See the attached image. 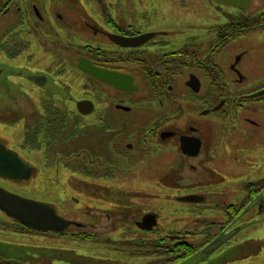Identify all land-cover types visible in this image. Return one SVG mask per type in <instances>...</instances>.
<instances>
[{"label": "rangeland", "instance_id": "obj_1", "mask_svg": "<svg viewBox=\"0 0 264 264\" xmlns=\"http://www.w3.org/2000/svg\"><path fill=\"white\" fill-rule=\"evenodd\" d=\"M16 1H12L7 9L0 11V47L3 50L0 53V69L10 86L9 88L0 81V103L2 98H26V100L36 98V104L38 101H44V111L34 104L36 118L39 116L37 121L42 127H45L49 121L60 122L64 116L62 114L64 108L67 109L66 112L68 109L73 110L71 107L61 105V100L86 95L96 101V98H93L96 96L95 91L91 94L84 90L86 78L76 67L75 58L81 52L75 48L85 43L81 37V30L84 32L85 30L75 21H82L85 17L96 22L101 21L102 5H106L107 12L114 19L118 14L129 15L137 28L169 30L171 34L174 33L172 43L180 46V43H177L180 40L178 32L203 37L204 42L208 40L207 31L210 29L207 16L214 14L219 16L217 12H213L207 0H24L18 3ZM32 4L42 16L41 22L37 18L35 22L32 17L34 11ZM27 9L30 17L26 18ZM217 11L239 15V12L231 6ZM57 14L70 20L73 26L67 28L57 23L55 20ZM244 14L250 18L248 24L257 20L264 22V0H253ZM258 14L263 16L252 18ZM119 20L128 22L123 16H119ZM221 21V18L219 20L216 18L215 23ZM17 51L20 52L19 57L8 58V52ZM213 59L220 66L224 80L226 76H232L230 65L234 62L237 63L236 67L240 73L244 75L245 80L241 84L229 82L230 89L236 88L235 91L246 92L258 89L259 86L264 85V27L249 29L248 32L229 37L222 43L221 50L213 56ZM45 68L52 73L46 74L48 81L45 86L36 87L33 83L31 85L21 80L27 79L28 77L24 76L31 74L30 72ZM18 70L22 71L24 76L21 79L16 76L15 78L18 79L16 81L11 75ZM202 84L201 95L210 90L206 80H203ZM45 88L47 92L44 91ZM140 88L138 98H142L141 96L147 92L146 87L140 86ZM180 92V88L176 87L175 93ZM45 98H51V101ZM46 104L58 105L55 109L47 110ZM32 110L33 108L30 111ZM97 112L92 116L94 120L97 119ZM120 114L121 122L136 116L135 113ZM26 117L24 121V118H21L14 124L15 128L10 127V131L5 129L1 131L3 134H0L7 137L9 146L12 147L16 141L15 138L8 137L11 134L18 135L16 128H24L34 123V116L30 115V112ZM136 117L127 128L144 132L147 114L140 113ZM191 118H193L191 114H179L171 123L182 125ZM199 120L205 122L207 128L210 124L209 142L218 144L215 147L217 159L210 166L215 179L206 184H194L190 178L182 177L183 175L172 179L173 173L178 169L171 162V159L176 158L175 156L154 152L151 161L148 159L147 163L146 161L143 163L137 159L134 162L128 157L130 152H126L124 148L121 150L120 162L115 166V178L108 177L107 182L85 179L83 172L74 169L76 167L74 164L65 163L67 159L73 158L70 155L76 150L75 140L65 135L66 142L57 143L48 151L49 141L43 130L38 135V140L42 143L40 153L26 151L22 154L19 151L20 156L33 169L30 179L15 181L0 178V186L7 192L24 199L51 205L56 209L57 214L64 218L97 223L96 220L78 214L80 212L76 209L83 207V203H90L99 210L108 209L111 214L120 215L121 221L114 224H118L115 232L104 239L101 238L103 241L96 238V241L90 242H74L69 238L70 233L54 238L49 233L32 232L22 235L14 233L11 229L2 228L0 254L10 258L21 256L20 259L24 264H45V262L49 264L47 260H50L49 256L53 251L62 254L88 255L96 261L110 260L114 264H164L161 260L163 244L152 238L157 240L167 236L177 237L179 234L193 245L188 247H194L196 251L193 254L185 252V256H188L186 259L169 264H264V204L263 206L260 204L259 211L256 209L250 211L251 203L248 204V200L256 198L250 194L257 191H251L250 197L247 196V191L250 189L264 192V108L252 107L248 102H243L241 107L231 111L227 120L212 115ZM153 122L169 126L170 120L158 114L150 123ZM229 124H231L230 130ZM61 126L63 128L70 125L66 120ZM140 131L133 135L130 142L136 141L135 137ZM97 132L96 127H92L91 131L88 130L90 134ZM79 144L82 145V142L78 141ZM94 154L95 152L91 153L88 159L94 160L96 157ZM132 155L137 154L133 151ZM89 168L94 171L99 170L97 165ZM73 176L78 181H86L90 187L94 186V189L88 191L77 186ZM176 181L179 182L178 185ZM96 185H104L108 189L94 199L91 194L94 193L96 196V193H99ZM206 193H213L212 197L206 200L197 199ZM74 198L79 204L83 203L76 206ZM100 206H104V209H100L102 208ZM239 208L243 209L239 212ZM146 213H153L157 218L156 228L152 232L138 230L133 225L123 227V223L129 222L127 219L129 216L138 221ZM10 221L11 219L0 213V222ZM123 228L126 230L124 239H128V234L133 235V238L131 241L120 243L116 240L123 239ZM227 231L229 232L225 234ZM232 232H234L232 237L222 246L208 254L203 253L212 243L205 245L208 241L227 236ZM107 238H110V241ZM137 238L148 240L138 245ZM152 243H156L153 248L149 246ZM37 250L46 251L47 254H39ZM39 256L43 258L40 259ZM2 261L4 262L5 259ZM51 262L61 264L57 260Z\"/></svg>", "mask_w": 264, "mask_h": 264}, {"label": "flooded vegetation", "instance_id": "obj_2", "mask_svg": "<svg viewBox=\"0 0 264 264\" xmlns=\"http://www.w3.org/2000/svg\"><path fill=\"white\" fill-rule=\"evenodd\" d=\"M23 1L17 0L16 2ZM207 1L213 12H217L219 15L207 16V22H210V29L207 31L208 40L203 42V37L199 38L192 34L185 35L180 31L178 32L180 40L177 42L180 43V46L172 43L174 42V40H171L174 37V33L171 34L169 30L137 28L129 15L118 14L114 19L107 12L106 5H102L101 21L96 22L86 17L82 21H75L79 22L82 25L80 28H83L87 33L81 30L83 33H81L82 41H85V43L78 44V48H75V50L81 52L75 58L76 67L86 78L84 90H87L91 94L95 91L96 96L93 98H96V101L86 95L75 99L61 100V105L71 107L73 110L68 109L66 112L67 109L64 108V111H62L64 116L60 120L61 123L49 121L46 126L44 125L45 127H42L39 121H37L39 116L36 118V109L34 107L36 105L37 107L40 106V109L42 108L44 111V101H38L36 104V98H30V100H26V98H2L1 101L4 103V106L0 103V124H2L0 125V133L3 129L10 131V127L15 128L14 124L19 122L21 118H24V121L29 112L30 115L34 116L35 120L30 126L16 128L19 132L17 136L15 134L8 136L16 140L12 144V147L9 146L10 143L7 142V137L1 135L3 133L0 134V139L3 140H0V143L8 150L17 151L20 159L26 162L20 154L26 151L40 153L42 143L39 142L38 135L44 130L47 141H49L48 151L51 146L66 142L65 135L69 139L75 140L76 150L70 155L73 158L67 159L65 163L71 162V164H74L76 166L74 169L83 172L85 179L91 178L107 182L108 177L112 178L113 176L115 178V166L120 162L119 157L121 156L122 148H124L126 152H130L128 157L133 159L134 162L138 159L140 162L144 163L146 161L147 163L148 159L151 161V155L154 152L175 156L176 158L171 159V162L178 169L173 173L172 179L183 175L182 177L190 178L194 184L212 182L215 178L210 166L217 159L215 147L218 144L209 142L210 124L207 128V124L201 122L199 119L208 118L212 115L215 118L227 120L231 111H235L236 107H241L243 102H248L252 107L264 108V85L259 86L258 89L251 92L235 91L236 88L230 89L228 83L241 84L245 80L244 75L240 73L236 67L237 63L234 62L230 65L231 74L233 73L232 76L228 75L225 77L227 81L224 80V74L220 72V66L214 61L213 56H216L217 52L222 48V43L228 40L229 37L248 32L249 29L264 27V22L257 20L255 23L248 24L250 18L244 14V10L231 6L239 12V15L228 13L227 11L219 13L217 9L226 8V6L217 4L213 0ZM7 3L8 0H4V4ZM32 9H34L32 17L35 19V22L36 18L41 22L42 16L34 4H32ZM27 11L28 9L25 14L26 18L30 17ZM34 12L36 15H34ZM119 16H123L128 22H121ZM260 16H263V14H258L252 18H260ZM216 18L217 20L221 18L222 21L215 23ZM55 20L63 27L67 26V28H70L73 26L70 20L64 19L61 15H55ZM212 20L214 21L212 22ZM67 49H70V47H67ZM2 51V47H0V53ZM18 53L20 52H8V58H17L19 57ZM80 58L89 60L95 67L101 70L100 79L94 78L79 68L78 59ZM47 69L31 72L36 77L35 82L21 79L22 77L20 76L18 79L24 80L31 85L34 84L36 87L45 86L48 81L46 74L51 73ZM16 76V72L11 75L14 79H16ZM203 80L208 82L210 90L206 94L201 95ZM0 81L3 85H8L2 74L0 75ZM140 86L147 88V92L141 96L142 98H138L141 92ZM176 87H179L181 90L179 94L175 93ZM44 91L47 92V88ZM44 96L46 95L44 94ZM45 99L51 101V98ZM56 106L54 104H46L47 110L50 108L55 109L57 108ZM146 106L148 107L142 110ZM31 108H33L32 111H30ZM96 112L97 119L94 120L92 116ZM120 113H135L136 116L140 113H146L147 125L144 128V132L139 129L131 130L127 128L128 125L134 122V119L137 118L136 116L132 119H126L125 122H121ZM158 114H162L164 118L170 120L169 126H164L160 123L155 124L158 120L152 124L150 123ZM179 114H191L193 118L187 120L182 125L171 123ZM66 120L70 126L61 128V125H64ZM246 120L252 123L249 119ZM252 125L255 126L256 124ZM92 127L98 129L96 134L88 133V130L91 131ZM230 129L231 124H229ZM138 131L140 133L135 137L136 141L130 142L133 135ZM78 141H81L83 146L81 144L78 145ZM181 144H183L182 147ZM226 145L229 144L226 143ZM133 151L137 155H132ZM94 152L96 156L94 160L88 159L91 153ZM94 165L99 166V170H90L89 167L92 168ZM106 167L107 169H105ZM73 181L76 182L77 186L88 191L94 189V186L90 187L86 181H78L74 176ZM96 187L99 193H96V196L94 193L91 194V196H94V199H97L101 192L108 189L104 185H96ZM251 191L257 192L252 194ZM212 194L206 193L201 195V197H197V199L206 200L212 197ZM249 194L256 198H252L251 201L248 200V204L252 203L255 199L259 203L251 210L256 209L259 211V206H263L264 204V192L250 189L247 191L248 197H250ZM74 200L76 206L83 203L79 204L78 200L75 198ZM100 207H102L100 209H104V206ZM243 208H239V212ZM76 209L80 212L78 214L96 220L97 223L81 222L78 219L62 217L70 222L69 226L63 231L37 232L17 223L0 211L5 217L11 219L10 222H0V230L2 228L4 230L11 229L14 233L22 235L32 232L49 233L54 238L70 233L69 238L74 242H90L110 236L116 231V226L118 225L114 224L121 221L120 215L111 214L108 209L99 210V208L90 203H83V207ZM147 214L152 213L144 214L138 221L133 220V217L129 216L127 218L129 222L123 223V227L133 225L138 230L152 232L156 227L152 229L149 226V222L144 221ZM124 233H126L125 229L122 231L123 239L118 238L116 241L122 243L132 240L133 235L129 234L128 239H124ZM216 238L208 241L205 245H208ZM108 239L110 241V238ZM152 239L163 244L161 247V260H163L164 264H169L170 262L177 263L186 259L188 256H185L184 246H193L179 234L177 237L167 236V238ZM144 240L143 238H139L138 245L146 243L148 239ZM101 241L103 240L101 239ZM155 244L152 243L149 246L153 248ZM37 251L39 254H47L43 250ZM51 253V256H49L50 260H47L49 264L52 260L60 261L61 264H114L110 260L109 262L96 261L92 256L88 255L62 254V252L54 251ZM39 257L40 259L43 258ZM20 258L21 256L10 258L0 254V264H24ZM3 259H5L4 262L2 261ZM45 264L48 263L45 262Z\"/></svg>", "mask_w": 264, "mask_h": 264}, {"label": "water", "instance_id": "obj_3", "mask_svg": "<svg viewBox=\"0 0 264 264\" xmlns=\"http://www.w3.org/2000/svg\"><path fill=\"white\" fill-rule=\"evenodd\" d=\"M213 1L217 4L225 6H235L241 10L247 9L251 2V0ZM78 66L94 78L100 79L101 70L95 67L89 60L83 58L78 59ZM16 73L17 76H24V73L20 70ZM1 74L2 70L0 69V75ZM24 77H28V80L34 82L36 79L35 75L32 73L29 75L27 74V76ZM182 146L183 144H181V147ZM31 174L32 167L26 162H23L16 152L6 149V147L0 143V178L10 180H28ZM257 202L258 200L255 199L249 205V208L254 206ZM0 211L20 224L37 232H61L70 224V222L58 216L55 209L50 205L43 202L24 199L16 194L7 192L2 187H0ZM144 221H148L150 227L155 224L153 215H147ZM233 234L234 232L228 234L227 236L216 238L206 249H204L203 253L208 254L216 250L230 237H232Z\"/></svg>", "mask_w": 264, "mask_h": 264}, {"label": "trees", "instance_id": "obj_4", "mask_svg": "<svg viewBox=\"0 0 264 264\" xmlns=\"http://www.w3.org/2000/svg\"><path fill=\"white\" fill-rule=\"evenodd\" d=\"M8 2L10 3L11 0H8ZM3 3H4V0H0V11H2L4 9V7H5ZM184 248L186 249V250L184 249V253L186 252V254L193 253L196 250L194 247H188V245L184 246Z\"/></svg>", "mask_w": 264, "mask_h": 264}]
</instances>
